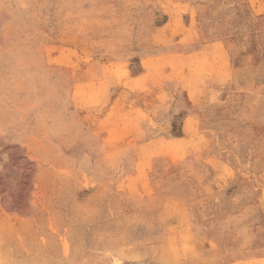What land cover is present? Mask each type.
Returning a JSON list of instances; mask_svg holds the SVG:
<instances>
[{
    "label": "rangeland",
    "instance_id": "rangeland-1",
    "mask_svg": "<svg viewBox=\"0 0 264 264\" xmlns=\"http://www.w3.org/2000/svg\"><path fill=\"white\" fill-rule=\"evenodd\" d=\"M0 264H264V0H0Z\"/></svg>",
    "mask_w": 264,
    "mask_h": 264
}]
</instances>
